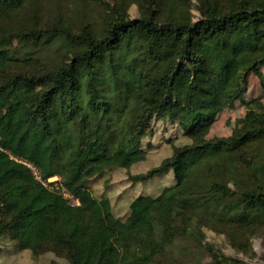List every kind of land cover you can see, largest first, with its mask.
I'll return each mask as SVG.
<instances>
[{
	"label": "trees",
	"instance_id": "obj_1",
	"mask_svg": "<svg viewBox=\"0 0 264 264\" xmlns=\"http://www.w3.org/2000/svg\"><path fill=\"white\" fill-rule=\"evenodd\" d=\"M23 3L0 0V16ZM249 5L239 0L219 12L204 0L195 22L121 18L101 36L87 25L77 33L56 27L20 32L33 43L59 36L79 48L54 69L0 80V236L32 251L51 243L70 264H129L127 249L137 243L150 252L131 264L149 260L176 232V214L197 200L186 192L191 172L202 161L218 165L223 150L264 135L263 110L240 120V135L204 139L221 108L242 95L249 73L260 74L264 65V3ZM162 118L198 143L175 148L158 166L133 176L141 182L173 170L176 181L155 197L137 195L128 216L119 218L108 198L91 194L87 181L104 168L143 160L141 139ZM17 159L35 164L44 179L59 175L80 204L70 206ZM261 160L263 175L264 155ZM209 189L217 198L202 201L205 207L227 206L249 225L264 221V184L237 193L239 211L225 203L236 192L224 181L212 180ZM214 263L222 264L217 256Z\"/></svg>",
	"mask_w": 264,
	"mask_h": 264
},
{
	"label": "rangeland",
	"instance_id": "obj_2",
	"mask_svg": "<svg viewBox=\"0 0 264 264\" xmlns=\"http://www.w3.org/2000/svg\"><path fill=\"white\" fill-rule=\"evenodd\" d=\"M209 1L223 12L234 8L239 0ZM248 2L250 7H256L264 0ZM202 8L204 0H24L19 9L0 16V50L5 56L4 64L0 66V80L13 73L32 74L54 69L79 48L59 36L44 43H33L21 37L20 32L56 27L77 33L87 25L95 36H101L109 22L121 18L153 15L159 21L189 19L195 22L201 17ZM259 72L249 73L243 82L242 95L232 107L221 108L204 139L214 141L240 135V120L248 113L258 115L264 110V65ZM150 128L151 131L141 139L146 151L143 160L129 168H104L87 181L91 194L98 199L108 198L113 214L122 219L128 216L130 203L137 195L155 197L176 181L173 170L141 182L132 177L158 166L173 155L175 148L198 143L184 135L177 122L169 119H155ZM223 151L224 159L218 165L202 161L191 172L186 192L197 200L193 206L176 214V232L165 244L159 243L143 264H215L214 256L222 264H264V221L249 225L246 219L233 217V210L230 212L227 206L222 209L220 204L209 208L202 202L217 198L209 187L212 180L218 179L236 192L225 203L238 211L243 208L237 193L264 184V174L258 172L264 155V135L241 148ZM59 183L62 184L60 177ZM211 204L215 205L214 202ZM149 252L148 247L134 244L127 249V262L131 264L135 256ZM0 264L70 263L65 251L51 243H44L32 251L20 248L4 234L0 236Z\"/></svg>",
	"mask_w": 264,
	"mask_h": 264
},
{
	"label": "built area",
	"instance_id": "obj_3",
	"mask_svg": "<svg viewBox=\"0 0 264 264\" xmlns=\"http://www.w3.org/2000/svg\"><path fill=\"white\" fill-rule=\"evenodd\" d=\"M17 161L21 162L26 167H28L31 173L33 174V176L35 177V179L40 181L48 189L53 191H58L60 189L61 191L59 190V192L70 206H78L80 204L79 200L74 196H72V194L68 190H66V188H64L61 183H59L58 176L54 175L48 177L47 179H44L40 174L38 167L35 164L22 159H17Z\"/></svg>",
	"mask_w": 264,
	"mask_h": 264
}]
</instances>
